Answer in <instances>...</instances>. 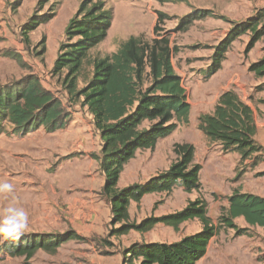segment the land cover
<instances>
[{"label": "rangeland", "instance_id": "obj_1", "mask_svg": "<svg viewBox=\"0 0 264 264\" xmlns=\"http://www.w3.org/2000/svg\"><path fill=\"white\" fill-rule=\"evenodd\" d=\"M0 0V86L12 84L21 77L34 74L43 85L59 96L70 115L63 129L49 133L43 127L22 135L6 124L0 134V182L13 185V193L0 194V216L10 206L23 209L29 226L21 237L37 233H63L76 230L81 238L64 243L56 253L38 250L32 264H124L123 250L133 242H175L202 228L198 219L182 223L178 230L157 224L140 233L116 235L110 203L102 193L104 174L100 166L102 141L87 106L74 104L62 86V77L51 69L65 41V28L83 0ZM113 11V23L107 38L92 49L84 62L79 86L93 75L95 59L110 56L130 36L151 42L157 36L170 41L176 73L181 76L191 105L188 123H180L169 136L162 138L154 150L137 151L124 167L118 187L146 182L177 160L176 143L195 147L196 163L202 166L199 190L186 192L175 186L171 192L145 195L129 208L130 221L140 222L183 209L188 202L202 199L208 214L218 223L227 197L234 190L264 196V150L256 157L240 162L236 152L224 153L221 146L210 143L198 128L201 114L211 113L219 95L229 89L254 110L258 126L256 141L264 146V74L250 70V65L264 57V36L247 50L250 35L236 39L222 68L206 77L214 47L226 35L232 22L246 19L264 8V0H102ZM18 6L16 9L14 6ZM55 16L28 35L21 33L32 15ZM43 8V9H42ZM208 14L195 20L185 30L181 20L191 12ZM159 11L164 18L159 17ZM158 26V35L154 27ZM42 42L45 51L42 53ZM148 84V81L145 85ZM239 226H248L242 217ZM250 235L236 236L235 230L222 228L212 238L206 255L197 264H264L259 256L264 250V230L249 227ZM20 237V238H21ZM17 240L0 238V264H25V258L11 256L7 247Z\"/></svg>", "mask_w": 264, "mask_h": 264}, {"label": "trees", "instance_id": "obj_2", "mask_svg": "<svg viewBox=\"0 0 264 264\" xmlns=\"http://www.w3.org/2000/svg\"><path fill=\"white\" fill-rule=\"evenodd\" d=\"M48 2L40 0L38 5L44 7ZM19 3L20 0L15 2ZM206 12L212 13L209 10L191 12L181 20L180 29L185 30L195 20L206 17ZM55 13L52 7L49 13L32 15L21 28L24 41L29 43L28 35L48 23ZM158 13L163 19L165 14ZM113 19V11L104 1L83 0L69 19L65 41L51 69L52 75L62 77L68 100L88 107L100 132V166L105 177L102 193L110 203L112 223L119 224L113 234L124 235L131 230L144 233L160 223L178 230L182 223L193 219L202 224L199 231L175 242L131 243L123 250L124 264H197L222 228L234 229L236 236L250 235L251 226L264 230V196L237 189L227 197L228 206L222 208L217 224L209 216L207 203L202 199L190 201L173 213L146 217L138 223L130 221L131 202L139 203L147 194L171 192L178 185L186 192L199 190L202 166L194 161L192 144L176 143L177 160L168 169L146 182L118 187L125 165L137 151L155 149L159 140L172 134L180 123H188L191 105L172 62L170 41L159 36L151 42L130 36L110 56L95 59L92 77L84 86H79L84 62L90 51L107 38ZM154 31L158 35V26ZM246 34L250 35L249 51L264 36V8L246 19L232 22L226 35L214 47L205 74L207 78L222 68L232 43ZM42 46L43 53L44 42ZM250 70L263 75L264 57L252 63ZM69 117L61 98L45 87L37 75L28 74L12 84L0 86V134L6 124L22 135L41 127L53 133L65 128ZM198 128L210 143L219 144L224 153H238L240 162L264 150L255 139L258 126L253 108L232 89L219 95L211 113L199 116ZM239 217H243L248 226L236 224L235 219ZM80 238L73 229L55 234L37 233L21 237L8 246L7 251L11 256L24 257L25 264H32L29 261L38 250L56 253L64 243ZM259 259L264 262V250Z\"/></svg>", "mask_w": 264, "mask_h": 264}, {"label": "clouds", "instance_id": "obj_3", "mask_svg": "<svg viewBox=\"0 0 264 264\" xmlns=\"http://www.w3.org/2000/svg\"><path fill=\"white\" fill-rule=\"evenodd\" d=\"M13 191L11 183L0 182V194H11ZM28 226L29 216L23 209L7 207L0 216V238L19 240L26 233Z\"/></svg>", "mask_w": 264, "mask_h": 264}, {"label": "crops", "instance_id": "obj_4", "mask_svg": "<svg viewBox=\"0 0 264 264\" xmlns=\"http://www.w3.org/2000/svg\"><path fill=\"white\" fill-rule=\"evenodd\" d=\"M144 150H145V149H144ZM153 150H154V149H153ZM151 194H152V193H151ZM147 195H148V194H147ZM132 202H133V201H132ZM132 202H131V203H132ZM130 205H131V204H130ZM129 208H130V207H129ZM242 218H243V217H242ZM243 219H244V218H243Z\"/></svg>", "mask_w": 264, "mask_h": 264}]
</instances>
